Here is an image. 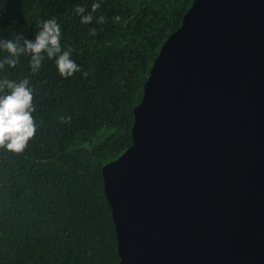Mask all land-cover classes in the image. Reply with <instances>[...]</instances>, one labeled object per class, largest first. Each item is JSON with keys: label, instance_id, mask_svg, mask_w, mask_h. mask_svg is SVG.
I'll use <instances>...</instances> for the list:
<instances>
[{"label": "water", "instance_id": "1", "mask_svg": "<svg viewBox=\"0 0 264 264\" xmlns=\"http://www.w3.org/2000/svg\"><path fill=\"white\" fill-rule=\"evenodd\" d=\"M133 113L101 168L120 264H264V0H193Z\"/></svg>", "mask_w": 264, "mask_h": 264}, {"label": "trees", "instance_id": "2", "mask_svg": "<svg viewBox=\"0 0 264 264\" xmlns=\"http://www.w3.org/2000/svg\"><path fill=\"white\" fill-rule=\"evenodd\" d=\"M192 1L0 0V38H34L54 17L81 66L70 77L47 57L37 73L27 55L5 66L10 78H29L37 129L24 152L0 150V264L120 263L101 168L131 144L150 67ZM93 3L82 23L76 6L87 14Z\"/></svg>", "mask_w": 264, "mask_h": 264}, {"label": "clouds", "instance_id": "3", "mask_svg": "<svg viewBox=\"0 0 264 264\" xmlns=\"http://www.w3.org/2000/svg\"><path fill=\"white\" fill-rule=\"evenodd\" d=\"M99 7V3H93L92 11L85 14L84 6L77 5L75 12L80 16L82 23L88 24L93 20L92 12ZM115 19L118 20L119 17ZM89 32L93 36L96 35L95 28H90ZM0 51L7 52V55L0 57V150L22 153L37 129L33 116L34 88L27 76L10 78L5 66L15 67L21 55L29 57L27 64L32 73L41 69L45 57L53 60L57 72L62 77H70L75 72H80L81 66L72 59V49L62 47L61 25L54 17L39 22V29L34 38H26L22 33H17L14 39L0 38Z\"/></svg>", "mask_w": 264, "mask_h": 264}]
</instances>
